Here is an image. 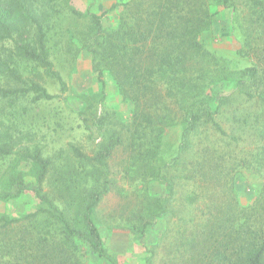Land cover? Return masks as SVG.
Instances as JSON below:
<instances>
[{"label": "trees", "instance_id": "trees-1", "mask_svg": "<svg viewBox=\"0 0 264 264\" xmlns=\"http://www.w3.org/2000/svg\"><path fill=\"white\" fill-rule=\"evenodd\" d=\"M33 7L29 0L0 4V42L14 44L9 56L12 62L18 59L44 69L64 92L66 84L51 61L47 16L37 14ZM222 9L232 14L241 10L238 22L244 43L236 53L251 62L243 71L234 72L229 61L218 58L200 39ZM113 13L118 14L119 22L113 29L106 28L103 20ZM76 15L82 19L85 15L89 17L91 28L95 29L91 31L88 52L98 80L103 82L104 72L108 70L123 100L134 104V112L125 132H112L97 145L93 156L84 154L78 147L73 148V154L80 170L87 167L84 173L93 170L103 174L108 172L114 152L120 147L127 148L130 163L124 167L126 172L133 170L137 180L149 177L165 187V196L149 197L147 214L154 221H144L140 231L144 236L157 219L173 213L170 199L177 180L184 176L174 174L171 167H177L194 148L193 138L202 129L211 126L230 140V146L240 145V134L244 131L232 130L228 134L217 121L223 101L238 95L264 106V0H130L112 4L101 14L76 11ZM0 74L15 81L14 87H0V103H3L0 106V161L18 157L31 164L38 187L34 193L41 203V208L34 213L0 216V264H88L89 251L117 264L107 255L93 218L97 206L109 192L108 177L97 179L98 184L90 189L77 188L80 195L79 199L74 198L77 211L73 219L67 218L44 192L51 161L43 156L41 148L22 146L23 134L18 125L28 111L22 105L24 100L31 98L35 104L59 96L50 94L34 79H24L17 68L5 66L1 57ZM224 82H232L235 87L230 94H221L213 105L212 89ZM249 120L246 117L244 122ZM94 125L100 129L104 126L103 119L97 118ZM176 125L183 128L181 141L176 153L166 160L164 132ZM249 132L251 144L242 162L244 168L261 173L260 194L249 203L241 204L234 193L232 172L218 169L216 165L206 169L215 153L207 148L199 179L207 185L205 191L212 185L221 192L206 204V222L196 225V220L191 218L196 234L179 248L188 249L191 254L187 263L264 264V120L258 115L254 116ZM223 154L214 155L215 160L224 159ZM232 171L235 172L234 168ZM192 175L185 176L186 180L193 182ZM40 214L56 219L63 228L64 238H55L50 223L45 234L38 231ZM140 219H144L143 215ZM197 238L203 239L197 241ZM79 243L85 245V250Z\"/></svg>", "mask_w": 264, "mask_h": 264}, {"label": "rangeland", "instance_id": "rangeland-1", "mask_svg": "<svg viewBox=\"0 0 264 264\" xmlns=\"http://www.w3.org/2000/svg\"><path fill=\"white\" fill-rule=\"evenodd\" d=\"M6 1L14 3V0H0V4ZM128 1L130 0H29L37 9V14L47 16L51 61L54 70L64 80L66 89L62 92L60 84L49 77L44 69L18 59L12 62L9 56L14 44L10 41L0 42V57L5 66L17 68L24 79H34L50 94L59 96L52 101L35 104L31 103V98L24 100L22 105L28 111L19 119L18 130L23 134L22 146L41 148L43 156L51 161L44 192L66 213L67 218L73 219L76 214L74 198H80L77 188L90 189L98 184L97 179L108 177L109 192L97 206L93 218L104 240L107 255L116 260L117 264H193L190 261L187 263L191 257L188 249L179 248L196 234L191 218L196 220V225L206 222V204L221 192L212 185L205 191L207 185L204 186L199 179L203 172V161L208 155L207 148L214 150L215 153H211L215 156L224 153V159L215 160L213 155L214 160H210L206 169L215 165L218 169H229L235 180L234 193L238 201L247 204L254 200L263 186L262 175L257 170L244 168L242 161L248 156L251 144L249 130L254 116L258 115L259 119L264 120V106L248 102L238 95L223 101L217 121L228 134L232 130L244 131L240 134V145L230 146V140L222 137L211 126L202 129L193 138L196 144L194 148L177 167H171L174 174L184 176L177 180L175 193L170 199L173 213L157 219L155 226H149L142 236L140 231L144 221H154L147 214L149 197L165 196V187L159 182L151 181L149 177L137 180L133 170L126 172L124 167L130 163L127 148L120 147L114 152L113 159L109 161L108 172L103 174L94 173L93 170L89 174L84 173L87 167L80 170L77 167L79 161L73 154V148L78 147L84 154L93 156L97 145L112 132H125L134 112V104L123 100L119 87L108 70L104 72L103 82L98 80L93 70L92 55L88 52L92 44L91 31L95 29L91 28L89 17L85 15V18H79L76 11L101 14L112 4ZM240 15L241 10L232 14L229 10L222 9L200 37L207 49L218 58L231 63L234 72L251 66L249 59L236 53L244 43V35L238 22ZM118 22V14L114 13L103 20L104 26L111 29ZM14 85V80L0 74V87L9 88ZM234 87L232 82L216 84L210 95L212 104L217 103L221 94H230ZM246 117L250 118L247 123L244 122ZM97 118L104 121V126L100 129L94 125ZM240 118H243L242 124L238 123ZM182 131L181 125L165 130V159L176 153ZM0 164L3 169L0 173V216L16 217L34 213L41 208L34 193L38 187L31 164L18 157L1 160ZM233 168L235 172L232 171ZM188 174H193V182L186 180L185 176ZM141 215L144 219H140ZM49 223L53 225L51 230L54 231L55 238H64L61 224L44 214L38 216V231L45 234ZM201 239L203 238H197V241ZM79 245L84 249L85 245ZM86 260L88 264H113L92 251H89Z\"/></svg>", "mask_w": 264, "mask_h": 264}]
</instances>
